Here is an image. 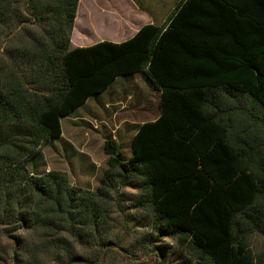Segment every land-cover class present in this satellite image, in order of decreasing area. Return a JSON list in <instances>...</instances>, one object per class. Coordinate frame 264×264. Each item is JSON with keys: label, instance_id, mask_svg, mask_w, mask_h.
Returning a JSON list of instances; mask_svg holds the SVG:
<instances>
[{"label": "trees", "instance_id": "16d2710c", "mask_svg": "<svg viewBox=\"0 0 264 264\" xmlns=\"http://www.w3.org/2000/svg\"><path fill=\"white\" fill-rule=\"evenodd\" d=\"M77 5L0 0V259H99L112 192L135 180L156 238L203 264H264L247 242L264 225V0H180L126 40L69 48ZM135 72L160 91V114L137 126L128 158L105 141L95 189L29 171L61 119Z\"/></svg>", "mask_w": 264, "mask_h": 264}, {"label": "rangeland", "instance_id": "374dc122", "mask_svg": "<svg viewBox=\"0 0 264 264\" xmlns=\"http://www.w3.org/2000/svg\"><path fill=\"white\" fill-rule=\"evenodd\" d=\"M174 1L82 0L81 6L93 11L91 15L89 11L80 10V21L91 22L93 19V23L90 28L82 23L85 32L82 34L84 41L81 39L80 42L86 45L95 42L98 37L109 41L119 39L117 32L122 30L123 24H130L127 4L138 3L146 9L154 8V19L160 23ZM158 113L156 91L150 90L139 77L132 81L119 77L109 91L99 97H90L65 117L61 121L60 137L50 140L27 163V167L35 175L48 170L64 171L72 184L95 189L108 168V155L103 149L108 137L120 146L124 157L128 158L131 154L132 129H126V125L151 120ZM120 185L112 192L111 243L103 248L105 255L76 264H203L179 247L172 238H156L151 229L148 208L136 201L139 190L135 180H130L125 186ZM247 242L254 252L264 250V225L259 230L249 232ZM11 250L5 260L0 259V264H8Z\"/></svg>", "mask_w": 264, "mask_h": 264}, {"label": "crops", "instance_id": "0c3cea01", "mask_svg": "<svg viewBox=\"0 0 264 264\" xmlns=\"http://www.w3.org/2000/svg\"><path fill=\"white\" fill-rule=\"evenodd\" d=\"M86 1V0H85ZM91 1H93V0H91ZM125 1V0H124ZM173 1V0H172ZM180 0H175L174 1V4H173V6H172V8H171V10L174 8V6L179 2ZM81 2H82V0H78V5H77V11H76V16H75V19H74V24H73V29H72V33H71V37H70V42H69V48H74V47H80V46H89V45H92V44H94V43H96V42H98V41H102V39H104V37L103 38H100V37H98L97 39H95V42H92V43H87L86 45H83L84 43H82L84 40V38H83V36H82V34L85 32V31H83V29H82V23L86 26V27H91L92 26V21H93V19H91V22L89 21V22H81L80 21V18H81V12H80V10L81 11H85L86 10V8L85 7H83V6H81ZM135 2V1H134ZM102 10H104L103 9V7L101 8ZM154 9V8H153ZM152 8L151 9H146L145 7H143V6H141V5H139L138 3H131V4H127V10H126V12H128L129 13V15H130V17H129V23L130 24H123V27H122V30L121 31H118L117 32V36H119L118 38L119 39H114V41L113 42H120V41H123V40H126V39H128V38H130L142 25H144V24H148V23H153V24H157V25H159V24H162L163 22H164V20L166 19V17H167V15L170 13V11H169V13L166 15V17L162 20V22H158V21H156V19H154L155 17H156V15H155V12L153 11L152 12V10H153ZM98 10V9H97ZM86 11H89V13H91V15H92V9H87ZM156 14H157V12H156ZM131 24H133V26H131ZM96 30V29H95ZM80 33V34H79ZM81 37V38H79V37ZM81 39H82V42H80L81 41ZM119 77H123L125 80H131L132 81V79H134L135 77H139L143 82H144V84L150 89V90H152V91H156L157 93H158V106H159V97H160V91L159 90H156V89H154L153 87H152V85L150 84V82L148 81V79H147V77L145 76V74L144 73H141V72H135V73H133V74H131V75H119V76H117L108 86H107V88L102 92V93H100L99 95H98V97L99 96H101V94H103V93H105V92H107V91H109V88L110 87H112L113 86V84L115 83V80L117 79V78H119ZM89 99V98H88ZM88 99H87V101H88ZM86 101V102H87ZM85 102V103H86ZM84 103V104H85ZM160 114V109H159V113H158V115ZM158 115L155 117V118H153V119H151V120H154V119H156L157 117H158ZM70 116V115H69ZM68 117V116H67ZM65 118V117H64ZM63 118V119H64ZM63 119H61V121L63 120ZM151 120H145V121H151ZM145 121H141V122H139V123H133V124H127L126 125V129H132V135H131V138H130V146H131V139H132V137H133V135H134V133H135V131H136V129H137V126L139 125V124H141V123H143V122H145ZM108 138H110V137H108Z\"/></svg>", "mask_w": 264, "mask_h": 264}]
</instances>
